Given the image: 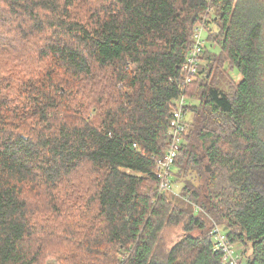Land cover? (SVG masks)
<instances>
[{
	"label": "trees",
	"instance_id": "obj_1",
	"mask_svg": "<svg viewBox=\"0 0 264 264\" xmlns=\"http://www.w3.org/2000/svg\"><path fill=\"white\" fill-rule=\"evenodd\" d=\"M213 5L219 50L186 89L196 121L172 170L200 181L174 203L154 156L208 1L0 0V50L18 53L0 61V264H224L211 220L264 264V0ZM234 67L229 92L210 81Z\"/></svg>",
	"mask_w": 264,
	"mask_h": 264
},
{
	"label": "built area",
	"instance_id": "obj_2",
	"mask_svg": "<svg viewBox=\"0 0 264 264\" xmlns=\"http://www.w3.org/2000/svg\"><path fill=\"white\" fill-rule=\"evenodd\" d=\"M208 1L207 15L197 21L194 25L193 43L187 53L186 61L183 64L182 93L175 100L171 111L168 125L169 143L162 155L154 156L155 175L159 180V192L164 193L170 190L173 185L172 170L179 155L180 149L190 131V123L187 119L189 97L186 95L187 87L198 75L201 57L207 46L214 47L216 44L208 38L211 31V17L214 15L213 0ZM136 146V143L134 144ZM211 235L214 249L221 252L224 264H246L242 259V246L232 241L226 230L220 224L214 223Z\"/></svg>",
	"mask_w": 264,
	"mask_h": 264
},
{
	"label": "rangeland",
	"instance_id": "obj_3",
	"mask_svg": "<svg viewBox=\"0 0 264 264\" xmlns=\"http://www.w3.org/2000/svg\"><path fill=\"white\" fill-rule=\"evenodd\" d=\"M5 36L8 39V37H10V34L7 32V33H5ZM207 48L214 50V51L219 50V46H214V47L207 46ZM6 50H10V49H6ZM17 55H18V53L9 54V53H6L5 51L2 52L0 50V61H3L4 64H6L7 61H13L15 59V57H17ZM201 63H205V61H203ZM229 76L230 77H227L225 75L220 76L219 74L214 72L209 78H210L211 82L214 81V82L218 83V81H219L218 85L222 89H224L225 91L229 92L230 91V88H229L230 82L233 81L234 83H237L238 81L241 80L242 75L238 71V69L236 67H234L232 70L229 71ZM192 100H193L194 104L198 103V97H194V98H192ZM187 114H188L187 119L189 120L190 126L192 127V123L194 121H196L195 120V114L193 111H188ZM190 130H191V128H190ZM194 133H196V131ZM190 135H191V132H190ZM191 140H193V139H191ZM174 171L177 173L178 168L176 167ZM196 174L197 173H194V171H192V170H188L186 172L183 170V171H181V173L179 175H177V174H175V176L173 175V185L170 188V190L167 191V193H168V195H170L169 197L172 199V201L174 203H177L180 200H184V201L188 202L189 195L183 194L182 188H183L184 184H186V182H189V181H191V183H194V185H197L199 183L200 179ZM191 203L194 206L196 213L197 214L200 213V211L202 210L200 208V206L193 203V202H191ZM211 221H212V224L217 223L215 220H211ZM220 225H221V227H223L226 230L225 225H223V224H220ZM182 228L183 227L181 224L169 225V226L165 227L164 232H163V240H164V244L166 247H170L176 240H178L180 238V236L183 234ZM44 264H61V263L55 257L48 255Z\"/></svg>",
	"mask_w": 264,
	"mask_h": 264
}]
</instances>
